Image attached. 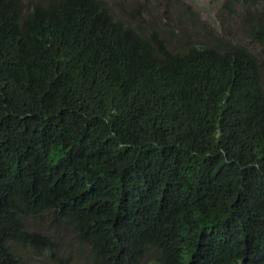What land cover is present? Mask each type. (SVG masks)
Wrapping results in <instances>:
<instances>
[{"label": "trees", "instance_id": "obj_1", "mask_svg": "<svg viewBox=\"0 0 264 264\" xmlns=\"http://www.w3.org/2000/svg\"><path fill=\"white\" fill-rule=\"evenodd\" d=\"M230 1L264 52V0ZM180 42L105 0H0V264H264L263 66Z\"/></svg>", "mask_w": 264, "mask_h": 264}, {"label": "rangeland", "instance_id": "obj_2", "mask_svg": "<svg viewBox=\"0 0 264 264\" xmlns=\"http://www.w3.org/2000/svg\"><path fill=\"white\" fill-rule=\"evenodd\" d=\"M111 11L121 20L144 31L155 30L163 35L173 36L174 46L189 35L190 39L215 43L230 42L236 37L251 53L255 54L263 66L264 52L258 47V40L250 39L242 30V20H249L253 15V5L245 1L230 0H105ZM255 19V18H254ZM216 39V40H215ZM264 84V77H263ZM50 220L43 219L36 228L53 231L49 228ZM62 233L69 234L63 224L57 226ZM69 236L61 237L67 242Z\"/></svg>", "mask_w": 264, "mask_h": 264}]
</instances>
